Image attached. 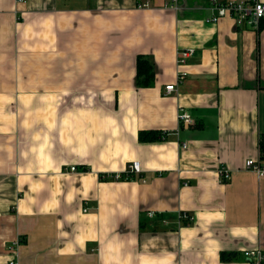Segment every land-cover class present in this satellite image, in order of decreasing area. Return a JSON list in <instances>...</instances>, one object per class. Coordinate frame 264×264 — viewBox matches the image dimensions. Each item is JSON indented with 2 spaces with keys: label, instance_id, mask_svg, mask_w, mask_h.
I'll return each instance as SVG.
<instances>
[{
  "label": "crops",
  "instance_id": "1",
  "mask_svg": "<svg viewBox=\"0 0 264 264\" xmlns=\"http://www.w3.org/2000/svg\"><path fill=\"white\" fill-rule=\"evenodd\" d=\"M178 2L0 0V264L17 240V264L264 254V176L244 166L264 163V19L209 23L207 0ZM138 56L149 85L137 83ZM132 161L141 171L129 179L99 177Z\"/></svg>",
  "mask_w": 264,
  "mask_h": 264
},
{
  "label": "built area",
  "instance_id": "2",
  "mask_svg": "<svg viewBox=\"0 0 264 264\" xmlns=\"http://www.w3.org/2000/svg\"><path fill=\"white\" fill-rule=\"evenodd\" d=\"M208 8H210L211 14L205 18L206 22L215 23L222 17L230 16L234 19L238 26L249 25L257 28L259 22L264 19V0H207ZM168 7L177 10L179 8L178 0H167ZM138 6L146 7L148 3L140 4ZM193 48L178 49L176 52V64L181 67L187 61V59L193 54ZM187 75L185 70H180L177 73V82L183 80ZM175 90V84L171 83L165 85L166 94H170ZM177 119L182 126H189L193 123V118L189 112L183 107H179L177 111ZM182 147H186L183 143ZM245 168L253 171L257 176H264V163L260 159L249 158L245 161ZM71 171L76 170L74 165L70 167ZM141 171L139 161H132L129 163L123 171L114 173H99L102 176H106L114 180H126L133 174H138ZM219 175L221 179L227 180L230 177V172L227 168L221 167L219 169ZM153 213L149 212L151 216ZM17 241L12 242L8 246L9 255L6 260V264H17V255L14 251ZM245 259L251 264H262L264 261V254L260 248L247 249L243 251Z\"/></svg>",
  "mask_w": 264,
  "mask_h": 264
},
{
  "label": "trees",
  "instance_id": "3",
  "mask_svg": "<svg viewBox=\"0 0 264 264\" xmlns=\"http://www.w3.org/2000/svg\"><path fill=\"white\" fill-rule=\"evenodd\" d=\"M136 76L137 83L141 85H149L151 83L153 72L151 63L145 59L143 56H138L136 60ZM166 135L164 132H154V131H140L139 132V140L140 141H155V140H164ZM263 145L261 149H263ZM83 170H87V168H82ZM132 176V175H131ZM101 179H108L106 176H102L99 174Z\"/></svg>",
  "mask_w": 264,
  "mask_h": 264
}]
</instances>
